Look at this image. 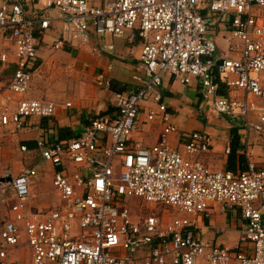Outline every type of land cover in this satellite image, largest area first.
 Instances as JSON below:
<instances>
[{
	"label": "built area",
	"instance_id": "2783aa9c",
	"mask_svg": "<svg viewBox=\"0 0 264 264\" xmlns=\"http://www.w3.org/2000/svg\"><path fill=\"white\" fill-rule=\"evenodd\" d=\"M43 1L40 15L28 17L17 3L0 0V65L7 67L14 59L6 104L0 110L2 127L20 130L28 119L55 114L52 101L16 99L29 89L40 46L37 32L52 25V10L59 12L63 25L56 47L85 44L92 35L121 37L126 32H136L144 44L133 75L138 88L115 94L113 115L89 120L71 140L36 141L41 159L55 169L52 183L62 206L47 214L28 212L34 168L22 167L16 176L0 175V194L11 189L15 195L10 211L24 228L31 264H136L141 250L143 264H264V163H247L243 171H211L195 158L211 144V138L198 131L181 135L182 152L173 149L170 137L179 131L158 92L166 76L184 86L194 83L207 122L221 116L241 118L248 129L263 132L264 108L257 110L258 123L252 124L247 98L230 100L218 90L224 84L264 101L259 77L264 72V0H104L100 6L90 0ZM214 15L229 16L226 52L218 50L212 37ZM104 48L114 52L111 45ZM110 69L97 74L98 87L110 88ZM149 101L147 120L159 118L163 128L155 145L137 146L132 133L141 106ZM67 166L78 168L70 174ZM127 196L148 205L172 206L194 218L209 215L214 206L220 213L236 209L245 228L231 251L197 240L196 222L189 217L163 226L154 215L134 222L129 210L116 204ZM20 238L16 223L2 225L0 259Z\"/></svg>",
	"mask_w": 264,
	"mask_h": 264
},
{
	"label": "crops",
	"instance_id": "0c3cea01",
	"mask_svg": "<svg viewBox=\"0 0 264 264\" xmlns=\"http://www.w3.org/2000/svg\"><path fill=\"white\" fill-rule=\"evenodd\" d=\"M9 1L20 5L28 17L38 16L43 10V0ZM103 1L90 0V3L93 6H100ZM51 17L54 19L52 25L46 30H38L37 32L40 46L29 89L24 96H17L16 99L52 101L57 108L53 117L28 119L24 128L20 130H12L0 125V175L7 172L11 176H16L22 167H30L35 170L38 165L46 164L52 167L41 159L35 148L39 138L54 143L77 137L84 130L89 120L102 115L111 116L115 113L114 102L117 92L132 93L138 88V84L133 81V75L136 73L138 57L144 41L136 35V32H126L123 35L125 38L123 41L117 40L120 38L114 36L96 37L92 35L88 43L66 42L63 46L56 47V42L62 38L63 25L58 19L59 12L57 10H52ZM213 19L212 37L218 50L226 52V24L229 16L214 15ZM108 45L114 48L112 54L104 50V47ZM5 50L9 55L11 54L10 49L5 48ZM227 56L233 57L231 54H227ZM10 62L7 67L0 65V110L6 104L5 95L8 92L7 87L14 70L13 57H11ZM108 67L111 69L106 72V76L110 79L111 86L109 89H103L95 84V77L100 72H105ZM259 77L264 85V74L262 78L261 74ZM133 86H135L134 89H132ZM158 92L167 105L171 122L179 131V136L176 134L170 137V146L173 149L183 151L181 144L183 141H180L181 135L204 129V125L219 124L224 132V136H222L223 145L221 147L217 144L214 145L213 140H211L209 149L196 156L197 160L215 172L222 170L243 171L246 169L247 163H254L257 166L264 163V131L258 133L248 129L241 118L221 116L207 122L206 106L196 84L184 86L176 79L166 76ZM218 94L230 100L247 98L253 108L250 113L251 123H258L257 110L264 108L262 102L259 101L261 99L246 96L243 90L227 87L224 84H220ZM238 95L241 97L236 98L235 96ZM67 103L70 104V107H66L65 104ZM8 105L13 106V103ZM149 106H152L150 101L140 108L138 121L132 133L131 142L134 145L152 147L158 142L163 124L159 118L154 121L147 120ZM144 126H147L148 132L154 136L155 142L150 146L148 143L153 137L139 132V129ZM235 139L238 140L237 150L233 153L231 143ZM28 154L30 156L35 155L33 162H31L35 164L34 167L30 166L31 163L26 164L25 158ZM9 164L11 165L7 169ZM72 168L77 170L78 167L67 166V171ZM36 185L35 179L30 188L32 199L28 205V212L47 214L58 209L60 206L56 204V207L54 205L51 207L52 204L48 199V196H51L49 191L45 188L36 189ZM1 199L0 229L4 223L9 221H13L18 227L22 226L21 222L14 220L10 211V206L16 201L13 191L11 189L6 190L4 194H0ZM43 205L47 206L44 210L36 209ZM143 219L140 218L139 220L142 221ZM189 219L196 222L194 236L197 240L231 251L237 246L245 228V221L236 209L220 213L214 206L209 209V215L202 214L195 218L190 216ZM20 247L11 248L10 252L7 251L8 255L6 254L7 256L5 255L4 258L0 259V264H10L12 259L14 264H18L19 259L13 250L16 251ZM144 252L145 250H141L135 255L136 264H143Z\"/></svg>",
	"mask_w": 264,
	"mask_h": 264
},
{
	"label": "rangeland",
	"instance_id": "374dc122",
	"mask_svg": "<svg viewBox=\"0 0 264 264\" xmlns=\"http://www.w3.org/2000/svg\"><path fill=\"white\" fill-rule=\"evenodd\" d=\"M56 34V32H53ZM108 35L102 36V37H106ZM120 39L117 40H122L125 39L124 36L119 37ZM264 74L261 73V78L262 75ZM261 81V79H260ZM262 83V81H261ZM135 86H133L132 89H134ZM236 98L241 97V95L235 96ZM262 102V104L264 105V101L259 100ZM198 113V112H196ZM199 119H201L200 117H198ZM138 121V119H137ZM147 126H144L142 128L139 129L140 134H145L150 136L151 138L153 137V139L148 143V146H150L152 143L155 142L154 140V136L151 132H148L147 130ZM198 132H202V133H206L208 134V136L211 138V140H213L214 145L217 144L218 146H222L223 145V137L224 136V132L222 130V127L219 126V124H214V125H204V129H200V130H195ZM137 137V136H136ZM212 142V141H211ZM209 152V151H208ZM201 155V154H199ZM197 155V156H199ZM35 158L34 156H30V154L26 155L25 161L26 164H30L31 162H33ZM197 159V157H196ZM11 164H9L8 168L10 167ZM25 165V164H24ZM33 165H35L34 163H31L30 166L34 167ZM37 170V175L35 177L37 185H36V189H41V188H45L47 191H49V193L51 194V196H48V199L50 201L51 207L54 205V207H56V205L62 206V202H60V198L58 196L57 191L55 190L54 186H53V176L55 169L53 167H50L49 165H38L36 167ZM75 171V168L69 169L68 172L71 174ZM13 174L15 173L14 171L12 172ZM56 204V205H55ZM116 204L126 207L132 217V220L134 222H139L140 218H144L146 215L150 214V215H154L157 216L159 218L162 219V224L161 226H163L165 223H167L169 220L174 219V218H180V217H190L189 215L180 212L177 208L172 207V206H164V205H148V204H144L140 198L138 197H134V196H127V197H121L118 198L116 200ZM46 205V203H45ZM38 206V210H44L45 207L47 206ZM36 206V205H35ZM169 219V220H168ZM19 231H20V241L18 246L13 247V248H18L20 247V249H16L13 250L14 254L16 255V257L19 259V263L18 264H31V256H30V249L27 247L26 245V235L24 232V228L22 226H19ZM11 248H8L7 251H11ZM8 255V254H7ZM6 255V256H7ZM10 255V253H9ZM12 259V257H11ZM10 264H14L13 263V259L11 261Z\"/></svg>",
	"mask_w": 264,
	"mask_h": 264
},
{
	"label": "trees",
	"instance_id": "16d2710c",
	"mask_svg": "<svg viewBox=\"0 0 264 264\" xmlns=\"http://www.w3.org/2000/svg\"><path fill=\"white\" fill-rule=\"evenodd\" d=\"M118 93V92H117ZM237 142H238V140L237 139H235V140H233V142L231 143V151L234 153L236 150H237ZM31 148V147H30Z\"/></svg>",
	"mask_w": 264,
	"mask_h": 264
}]
</instances>
